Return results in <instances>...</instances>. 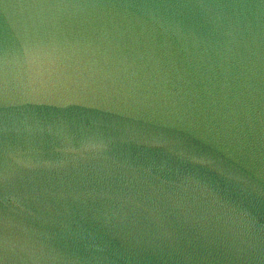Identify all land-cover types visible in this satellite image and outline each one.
I'll list each match as a JSON object with an SVG mask.
<instances>
[{
    "label": "water",
    "instance_id": "water-1",
    "mask_svg": "<svg viewBox=\"0 0 264 264\" xmlns=\"http://www.w3.org/2000/svg\"><path fill=\"white\" fill-rule=\"evenodd\" d=\"M0 264H264V0H0Z\"/></svg>",
    "mask_w": 264,
    "mask_h": 264
}]
</instances>
